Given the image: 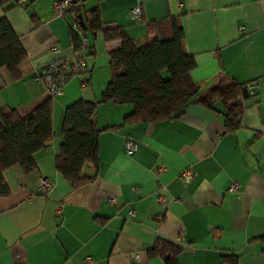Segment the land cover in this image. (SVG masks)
Here are the masks:
<instances>
[{
    "label": "crops",
    "instance_id": "0c3cea01",
    "mask_svg": "<svg viewBox=\"0 0 264 264\" xmlns=\"http://www.w3.org/2000/svg\"><path fill=\"white\" fill-rule=\"evenodd\" d=\"M56 1L0 4V19H8L26 52L18 79L0 69V109L31 112L49 97L36 76L55 58L73 56L72 20L55 14ZM80 1L84 19L98 6L103 24L140 42L169 37L168 18H177L201 92L226 78L253 84L252 93L242 97L240 126L231 132L223 106L197 103L158 123L124 124L130 105L99 102L111 78L108 54L120 41L87 33L88 72L52 97L51 141L31 171L13 166L2 174L9 194L0 196V264H164L148 255L157 239L179 245L178 264H264V0ZM132 8L140 19H132ZM79 99L97 102L98 168L91 181L71 187L55 157L64 110ZM128 138L136 143L130 155ZM185 169L193 172L189 182L180 177ZM232 183L238 189L229 192Z\"/></svg>",
    "mask_w": 264,
    "mask_h": 264
},
{
    "label": "trees",
    "instance_id": "16d2710c",
    "mask_svg": "<svg viewBox=\"0 0 264 264\" xmlns=\"http://www.w3.org/2000/svg\"><path fill=\"white\" fill-rule=\"evenodd\" d=\"M5 1L0 0V4ZM81 5L80 0H73L66 14L84 35L101 33L105 40L120 41V47L108 54L111 78L99 102L130 105L132 111L124 118V124L158 123L178 117L188 104L197 103L212 110L215 105L223 106L225 130L231 132L239 128L245 85L223 78L202 93L190 76L195 61L184 50V31L177 18H168L169 37L156 34L140 42L129 37L121 27L103 24L98 6L89 11V19H84ZM155 24L147 25L153 30ZM69 38L73 56H85L86 49L81 51V38L70 26ZM25 58V49L10 22L1 18L0 69H6L12 80L18 79V66ZM96 106L97 102L79 99L64 110L55 169L71 187L91 181L96 175L100 133L95 120ZM52 116L50 96L25 116L14 109H0V196L9 194L2 176L5 170L18 166L28 173L35 167V155L52 139ZM88 167L92 175L84 172ZM180 254L179 245L164 239H157L148 251L149 257L161 258L164 264H178ZM224 260L228 264L236 263L233 258Z\"/></svg>",
    "mask_w": 264,
    "mask_h": 264
},
{
    "label": "built area",
    "instance_id": "2783aa9c",
    "mask_svg": "<svg viewBox=\"0 0 264 264\" xmlns=\"http://www.w3.org/2000/svg\"><path fill=\"white\" fill-rule=\"evenodd\" d=\"M72 4L73 0L56 1L53 5L55 14L59 17H64L69 6ZM129 13L132 19L138 20L141 17L139 8H132ZM70 27L73 31H76L81 38V51L85 50L87 47V41L80 27L75 22H71ZM242 29L243 27H240V30ZM50 51L57 52L58 49L55 45H52L50 46ZM87 70L85 56H71L69 58L57 57L50 64H48L38 76H36V79L44 86L48 95L50 97H54L61 94L63 87L72 77L83 76L88 72ZM81 84H85V82L82 81ZM245 87L247 93L250 95L252 93L251 89L253 88V84H247ZM124 147L126 154L130 155L136 150V143L134 140L128 138L124 141ZM163 170L164 168H159V171ZM180 177L185 182H189L193 177V172L190 169H185L181 172ZM39 187L42 189H48V181L40 178ZM237 189L238 185L236 183H232L228 191L234 192ZM158 200L163 203H168L163 196H158ZM109 201L112 202L113 198H109Z\"/></svg>",
    "mask_w": 264,
    "mask_h": 264
},
{
    "label": "water",
    "instance_id": "95a60500",
    "mask_svg": "<svg viewBox=\"0 0 264 264\" xmlns=\"http://www.w3.org/2000/svg\"><path fill=\"white\" fill-rule=\"evenodd\" d=\"M79 22H81V21H79ZM248 96V94H247V90H246V87H244L243 89H242V97L243 98H246Z\"/></svg>",
    "mask_w": 264,
    "mask_h": 264
},
{
    "label": "rangeland",
    "instance_id": "374dc122",
    "mask_svg": "<svg viewBox=\"0 0 264 264\" xmlns=\"http://www.w3.org/2000/svg\"><path fill=\"white\" fill-rule=\"evenodd\" d=\"M164 77H166V74H164Z\"/></svg>",
    "mask_w": 264,
    "mask_h": 264
}]
</instances>
